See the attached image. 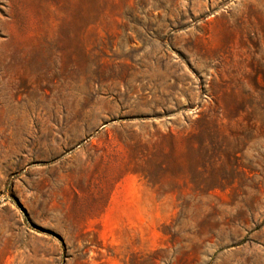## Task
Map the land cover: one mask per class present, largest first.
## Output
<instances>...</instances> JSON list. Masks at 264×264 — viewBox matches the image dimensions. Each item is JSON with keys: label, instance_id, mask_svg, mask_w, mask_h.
Segmentation results:
<instances>
[{"label": "rangeland", "instance_id": "374dc122", "mask_svg": "<svg viewBox=\"0 0 264 264\" xmlns=\"http://www.w3.org/2000/svg\"><path fill=\"white\" fill-rule=\"evenodd\" d=\"M0 264H264V0H0Z\"/></svg>", "mask_w": 264, "mask_h": 264}]
</instances>
